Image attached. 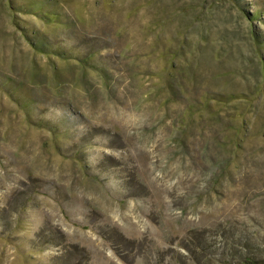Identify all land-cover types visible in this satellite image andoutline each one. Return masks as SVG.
Segmentation results:
<instances>
[{
	"label": "rangeland",
	"instance_id": "374dc122",
	"mask_svg": "<svg viewBox=\"0 0 264 264\" xmlns=\"http://www.w3.org/2000/svg\"><path fill=\"white\" fill-rule=\"evenodd\" d=\"M0 264H264V0H0Z\"/></svg>",
	"mask_w": 264,
	"mask_h": 264
}]
</instances>
